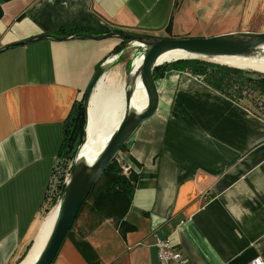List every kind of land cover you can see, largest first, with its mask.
I'll use <instances>...</instances> for the list:
<instances>
[{
    "label": "crops",
    "instance_id": "0c3cea01",
    "mask_svg": "<svg viewBox=\"0 0 264 264\" xmlns=\"http://www.w3.org/2000/svg\"><path fill=\"white\" fill-rule=\"evenodd\" d=\"M112 30L263 33L264 0H0V264L34 240L67 121L120 39L21 42ZM181 68L164 69L177 82L156 80L158 108L125 143L141 175L124 211L85 216L51 264H158L163 238L190 264L264 261V120ZM184 75L199 86H181Z\"/></svg>",
    "mask_w": 264,
    "mask_h": 264
},
{
    "label": "water",
    "instance_id": "95a60500",
    "mask_svg": "<svg viewBox=\"0 0 264 264\" xmlns=\"http://www.w3.org/2000/svg\"><path fill=\"white\" fill-rule=\"evenodd\" d=\"M112 36L118 37L120 39V43L97 67L83 94L82 103L85 122L82 143L85 141V126L87 124L89 100L95 86L105 73L109 63V58L115 57L127 47L141 45L143 48L140 49V51H142L140 64L133 72V76L130 74L131 70L129 71L124 84V102L127 105V109L124 111L118 126L110 135L107 143L102 148L95 162L88 164L78 156L75 157L74 162L70 166L68 177L64 183V188L59 198L58 211L50 234L37 259L32 264L52 263L93 186L102 177L107 166L113 161L116 155L120 152L122 146L125 145L135 130L144 121L155 114L158 108L159 94L156 79L153 76V69L156 66L161 65L157 64V59L162 53L175 49L183 50L192 55L189 58L210 56L250 57L256 55L260 45L264 44V32H235L211 37L164 38L142 36L117 30H112L102 35L89 33L69 34L60 37L53 35H41L37 38L21 43L26 44L48 37L53 39H67L71 37L106 38ZM232 67L246 69L243 66ZM136 78L142 83L147 100L144 110L140 112H136L130 108L132 90L128 88V85L131 80H135Z\"/></svg>",
    "mask_w": 264,
    "mask_h": 264
},
{
    "label": "bare ground",
    "instance_id": "6f19581e",
    "mask_svg": "<svg viewBox=\"0 0 264 264\" xmlns=\"http://www.w3.org/2000/svg\"><path fill=\"white\" fill-rule=\"evenodd\" d=\"M190 56L192 55L186 53L183 50H169L162 53L158 57L157 64L187 59ZM206 58L218 64L243 66L246 69L264 73V44L260 45L256 55L250 57L210 56ZM112 59L113 58H109V61ZM140 61L141 57L134 59L130 73L132 76L133 72L139 66ZM107 76L108 75L105 74L100 79L92 92L87 111L85 141L80 145L76 153V156L88 164L95 162L102 148L107 143L110 135L118 126L124 111L127 109V105L124 102V86H120L113 91L107 90L104 84V80L107 78ZM128 88L132 90L130 108L136 112L144 110L147 100L145 90L140 80L137 78L135 80H131ZM58 205L59 201L44 217L28 254L20 264H32L37 259L54 224L58 211Z\"/></svg>",
    "mask_w": 264,
    "mask_h": 264
},
{
    "label": "rangeland",
    "instance_id": "374dc122",
    "mask_svg": "<svg viewBox=\"0 0 264 264\" xmlns=\"http://www.w3.org/2000/svg\"><path fill=\"white\" fill-rule=\"evenodd\" d=\"M134 34V33H132ZM142 36H149L145 34H137ZM143 48V46L135 45L130 46L121 51L117 56L118 58L115 59L111 67H107V71L109 72V75L104 80V84L107 88V90L113 91L114 89L119 88L120 86H124L125 81L127 79V76L129 74V71L132 69V64L135 58L142 57V51L140 49ZM198 60H203L210 63H215L210 60H208L206 57H198ZM127 64V65H126ZM185 63L183 60H176L172 61L171 63H165L161 64L164 65L162 67L165 68H173L174 66L182 67L184 68ZM218 64V63H216ZM124 66V67H123ZM123 67V68H122ZM180 69V68H179ZM248 71H253L246 69ZM187 73L191 74L188 70H184ZM179 74H166L163 73L162 76L158 77L156 80L157 83L162 82L163 79L166 77L170 78V83L175 84L177 82V79L179 78ZM195 79L202 81V78L200 76H193ZM181 86H199L198 83L191 80V78L187 75H184L181 80ZM71 122L72 118H70L67 121V125L65 128V139L63 143V147L59 153V156L56 160L55 164V174H54V184L61 181L62 183H65L68 173L70 170L71 164L74 162V159L76 157V153L82 143V139L84 136V124L79 126V129L75 131L73 139L68 141V136L71 131ZM125 153V147L124 149L120 150V152L116 155V157L113 159L117 164H119V161H122V154ZM121 174L128 177L130 172L124 171L121 169ZM57 193H59L57 191ZM59 199L57 200V202ZM56 202V203H57ZM127 203V200L125 196L122 194L121 189L116 186V184L113 181H108L107 176L105 177L102 175V177L96 182L94 185L91 193L89 194L86 202L81 207L77 218L73 224V227L70 229L69 236L72 234V230L77 227V225L85 218V216L90 215L91 219L89 222H97L104 218H117L125 208V205ZM53 209V206L49 208V210L42 216L41 221L44 219V217ZM41 223V222H40ZM40 225V224H39ZM33 242V240H32ZM31 242V244H32ZM21 262V261H20ZM19 262V263H20ZM18 263V264H19Z\"/></svg>",
    "mask_w": 264,
    "mask_h": 264
},
{
    "label": "trees",
    "instance_id": "16d2710c",
    "mask_svg": "<svg viewBox=\"0 0 264 264\" xmlns=\"http://www.w3.org/2000/svg\"><path fill=\"white\" fill-rule=\"evenodd\" d=\"M182 60L185 63L183 69L188 70L193 76H197V77L200 76L202 78V81L205 82L207 85L218 90L219 92L226 95L230 99L244 104L245 107H247L251 112H253L254 114H256L257 116L261 117L264 120V73L263 72L248 71L246 69H240L228 65L210 63L203 60H198L197 58H189ZM162 66L159 65L153 69V76L155 79L163 75L164 67ZM84 122H85V116H84L83 103L81 101L77 106H75L74 109V115L72 117L71 131L68 136V141L73 139L75 131H77L79 129V126L83 125ZM124 147L125 145L122 146L121 150L124 149ZM121 169L122 167L120 163L117 164L115 161H112L107 166L103 175L105 177L107 176L108 181H113L116 184V186L121 189L122 194L125 196L127 200V203L125 205L126 207L132 195L135 181L141 174L136 173L135 171L129 169L130 174L128 177H126L121 174ZM54 171L55 168L53 170V174H55ZM63 188H64V183L59 181V184L58 183L54 184V177H53V183L51 182V189H50L51 191L48 192L47 202L46 205L43 207L44 209L41 216H44V214L49 210L50 207L55 206L57 200L61 196ZM57 191L59 193H57ZM69 233L70 231L67 233V237ZM30 246L31 243L27 246L25 251L20 256L17 264L24 259Z\"/></svg>",
    "mask_w": 264,
    "mask_h": 264
},
{
    "label": "built area",
    "instance_id": "2783aa9c",
    "mask_svg": "<svg viewBox=\"0 0 264 264\" xmlns=\"http://www.w3.org/2000/svg\"><path fill=\"white\" fill-rule=\"evenodd\" d=\"M119 163L124 171H129L130 167L127 163H124V161H119ZM156 250L158 264H190L169 238L158 239ZM247 264H264V261L256 257Z\"/></svg>",
    "mask_w": 264,
    "mask_h": 264
}]
</instances>
